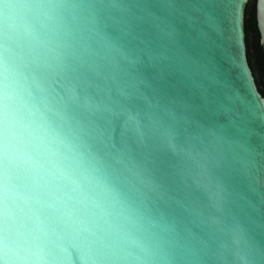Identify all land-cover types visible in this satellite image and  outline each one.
I'll list each match as a JSON object with an SVG mask.
<instances>
[{
    "label": "water",
    "instance_id": "water-1",
    "mask_svg": "<svg viewBox=\"0 0 264 264\" xmlns=\"http://www.w3.org/2000/svg\"><path fill=\"white\" fill-rule=\"evenodd\" d=\"M248 2L0 0V264H264Z\"/></svg>",
    "mask_w": 264,
    "mask_h": 264
},
{
    "label": "trees",
    "instance_id": "trees-1",
    "mask_svg": "<svg viewBox=\"0 0 264 264\" xmlns=\"http://www.w3.org/2000/svg\"><path fill=\"white\" fill-rule=\"evenodd\" d=\"M251 33V38H247V34ZM245 33H246V45L249 44L248 52L252 51V58L254 60V64L260 74V85L261 88L259 92L264 96V52L259 45V36L258 31L256 29V22H255V8L254 5L250 10H246V17H245ZM250 53V52H249ZM248 57H250L248 55Z\"/></svg>",
    "mask_w": 264,
    "mask_h": 264
},
{
    "label": "rangeland",
    "instance_id": "rangeland-1",
    "mask_svg": "<svg viewBox=\"0 0 264 264\" xmlns=\"http://www.w3.org/2000/svg\"><path fill=\"white\" fill-rule=\"evenodd\" d=\"M253 1L254 0H249L248 5H247V11L250 10L252 8V6L254 5ZM247 38H249V39L251 38V33L250 32L247 34ZM246 46L248 47L249 44L246 45ZM249 52H248V48H247V56L248 55L250 56V57H248V61H249L250 67L252 69V73H253V75L255 77L257 87L260 89L261 88V85H260V82H259L260 81V74H259V72H258V70H257V68H256V66L254 64V60L252 58V51L250 50Z\"/></svg>",
    "mask_w": 264,
    "mask_h": 264
},
{
    "label": "flooded vegetation",
    "instance_id": "flooded-vegetation-1",
    "mask_svg": "<svg viewBox=\"0 0 264 264\" xmlns=\"http://www.w3.org/2000/svg\"><path fill=\"white\" fill-rule=\"evenodd\" d=\"M253 4H254V1H253ZM258 36H259V34H258ZM258 40H259V38H258ZM262 49V48H261ZM263 51V50H262ZM264 52V51H263ZM255 78V77H254ZM256 81V80H255ZM257 85V84H256ZM258 88V87H257ZM258 91H259V88H258Z\"/></svg>",
    "mask_w": 264,
    "mask_h": 264
}]
</instances>
